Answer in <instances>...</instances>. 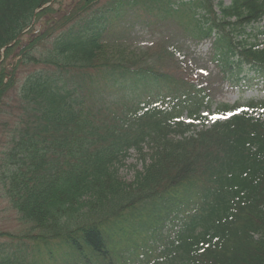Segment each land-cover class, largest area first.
<instances>
[{
  "label": "trees",
  "instance_id": "16d2710c",
  "mask_svg": "<svg viewBox=\"0 0 264 264\" xmlns=\"http://www.w3.org/2000/svg\"><path fill=\"white\" fill-rule=\"evenodd\" d=\"M63 1L0 0V264H264V99L207 125L175 55L211 39L221 80L264 87V0ZM127 10L174 36L127 56L102 37Z\"/></svg>",
  "mask_w": 264,
  "mask_h": 264
},
{
  "label": "rangeland",
  "instance_id": "374dc122",
  "mask_svg": "<svg viewBox=\"0 0 264 264\" xmlns=\"http://www.w3.org/2000/svg\"><path fill=\"white\" fill-rule=\"evenodd\" d=\"M73 1L74 0H64L62 3H55L53 7L57 10L60 8H70ZM218 1L220 0H214L215 3ZM222 1L225 4L229 3V0ZM107 4V1L98 3L93 7L94 12L96 13V11L99 10V16L101 13L100 10H105ZM74 24L70 25L68 28L74 27ZM81 24L82 23H80V25ZM44 27V22L34 23V31L32 32L42 31ZM112 27L113 28L107 27L103 33V41L119 46L122 44L128 50V52L125 53L127 56L130 54L139 56V54L149 47L157 46L161 42H167V39H171L175 34L173 26L149 24L145 20L136 19L135 12L129 10H127V14L122 19L115 22ZM26 36L27 34L25 37ZM176 47L175 55L180 66L183 67L185 75L188 76L190 80L204 87L212 101L210 109L206 110L203 108L201 111V113L208 116L207 125L212 121L215 115V106L218 103H227L230 105L234 103L246 104L250 99L260 100L264 98V88H261V85L255 87V85L244 83V80H241V77L247 73V70H244V72L240 74L238 81L235 80L234 82H230L220 79L217 67L209 60L211 52L210 40L194 42L189 38L181 37ZM26 68L28 69L30 67ZM10 97L8 98L9 100H11ZM10 102L11 101H8V103ZM9 106L10 105L7 104L2 108L4 111V116H2L4 118L2 120H4L8 114H11ZM257 112L253 114L254 117L257 116ZM198 126L199 129L201 126L200 124ZM0 137H2L1 132ZM136 169H141V159L136 153L131 151L124 165L120 168V177L130 181L133 179ZM4 205L0 202V228L11 229L15 226V222L12 214L3 210Z\"/></svg>",
  "mask_w": 264,
  "mask_h": 264
}]
</instances>
